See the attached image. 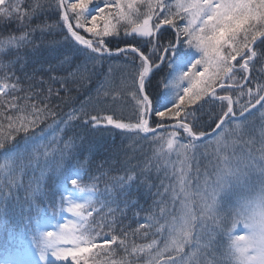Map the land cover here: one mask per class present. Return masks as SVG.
Here are the masks:
<instances>
[{"label": "snow or ice", "instance_id": "obj_1", "mask_svg": "<svg viewBox=\"0 0 264 264\" xmlns=\"http://www.w3.org/2000/svg\"><path fill=\"white\" fill-rule=\"evenodd\" d=\"M53 3L60 13L62 26L67 29L65 39L74 41L80 47L75 48L74 52L62 54L63 59L56 65H50L49 71L67 70L65 66H71L75 54L84 55L83 71H86L87 63L100 62L111 57L114 52L140 61L130 86L114 89L110 82L105 81L97 90V103H105L107 98V102L117 105L130 96L134 102L133 115L125 121L115 116L114 108L108 109L112 114L90 115L82 105L79 112L88 117L83 120L84 126H111L129 135L144 134L142 138L151 134L153 142L160 145L158 155L175 152L178 158L176 164L179 166L174 167L171 173L175 183L166 185L161 180L159 186L149 184L145 169L139 175L126 173L116 178L111 188L106 186L103 191L95 183L90 188L83 187L81 157L89 149H85L83 143H66L63 149H58L60 163L54 165V153L57 150L53 149L50 154L48 146L43 144L45 130L37 129L47 117L55 116V113L48 103L41 106L32 99V96L38 95L36 93L24 97L13 95L6 101L4 97L19 90V79L9 84V76L5 74L2 77L4 82L0 83V149L4 150L0 157L4 160L0 164V174L8 177V184L0 182V193L7 187L8 194L0 195V212L5 216L8 214L4 201L11 196V188L23 187L21 177L26 175V169L31 168L35 172L41 167V157H44L43 168H51L56 176L55 187L50 190L49 196L52 215H56L55 198L59 194L61 214L66 210L75 217V220L58 223L59 231H44L36 240L39 259L44 264H48L49 254L59 261H69L71 258L70 264H89L91 256L92 264H99L96 257L101 253L115 254L113 245L127 252V232L117 233L110 224H97L89 218L93 217L94 212L100 215L105 208L110 216H115L117 212L125 215L126 210L136 203L132 198L133 186L137 189L146 188L150 194L153 187L157 188L154 195L160 199L154 200V204L159 207L160 217L165 219V224L159 225L157 232L168 233L164 248L157 249L154 256L150 254L149 264H157L165 253L168 255L163 264H264V139L259 163L249 154L247 160L240 157L233 166L228 163V157L222 154V149L230 146L226 137L234 136L242 128L241 123H236L234 129L226 126L237 118L234 105L239 108L241 117L256 105L264 108L261 103L264 101V85L257 84L255 91L248 86L253 79L250 73L254 71V62H264V0H52L49 8ZM21 4L22 0H0V23L7 24L12 19L20 22L30 20L37 11L45 10L41 0H36L30 6V11H23ZM69 12L73 14L75 25L70 20ZM178 20H186L187 23L181 27ZM100 21H103L102 27ZM166 25L176 30L175 41L169 40L164 34ZM122 26L124 36H131L134 40L139 37L145 45L150 46L147 54L139 47V40L136 44L115 50L108 47L105 38L119 36ZM79 29L89 33L91 38H85ZM30 35V32L20 36L9 34L0 39V52L19 49L28 42ZM165 64L170 70L171 81L165 82V92L159 106H154L152 98L145 91V82L153 70H160ZM81 71L80 66H77L76 72H69L68 75L75 76ZM238 72L242 73L239 79ZM49 79L53 82L59 80L63 87L68 77L50 76ZM185 82L187 86H184ZM217 88L226 94H218ZM237 90L238 95L234 99L232 93ZM48 92L51 95L52 89L49 88ZM244 96L248 99L241 103ZM47 99L44 98L45 101ZM21 100L24 102L20 103ZM202 100L204 103L219 102L226 108L213 129V143L216 145L214 155L225 164L224 167L217 166L214 178H210L211 174L206 171L202 177L199 167L194 177L190 175V161L195 159L203 138L209 135L197 130L196 112L199 109L190 107ZM150 116L159 118L155 128L150 125ZM68 117V121H62L65 126L73 119L81 118L76 110L70 112ZM5 120L6 125L2 122ZM166 120L172 123L168 125ZM165 128H171V131L166 134L158 132V129ZM179 130L183 131L187 143L180 142ZM21 133L23 135L17 140ZM261 135L264 138V132ZM236 142V139L231 141L232 144ZM21 144L23 147H20ZM42 147L43 152L40 151ZM43 175L41 170V177ZM252 175L256 177L255 182L252 181ZM102 176L103 173L93 179L99 180ZM139 176H145V179L141 181ZM165 176L170 178L167 172ZM193 179L196 181L194 186ZM34 182L35 188H32L33 181H29V188L26 189H30V196L25 202L30 203V206L46 195L41 190L40 178H34ZM238 187L246 188L251 194L238 197L235 206L225 207V198ZM169 193L173 206L177 200L180 204V215L173 216L170 221L167 217L171 212L164 199ZM65 205L69 206L65 209ZM36 207L38 212L44 211L38 205ZM145 220L143 223L137 220L138 227L133 234L143 230L147 235L146 230L159 223L155 215H149ZM111 223L115 224L116 221ZM104 228L109 230L105 232ZM241 231L244 235L238 234ZM154 244L147 245V248L151 249ZM186 247L190 249L187 253ZM217 247L223 249L219 256L216 255ZM142 251L145 249L133 247V252ZM19 264L34 262L23 261ZM120 264L129 262L123 260Z\"/></svg>", "mask_w": 264, "mask_h": 264}, {"label": "trees", "instance_id": "obj_2", "mask_svg": "<svg viewBox=\"0 0 264 264\" xmlns=\"http://www.w3.org/2000/svg\"><path fill=\"white\" fill-rule=\"evenodd\" d=\"M15 2V0H13ZM36 0H22L21 9L23 11H30V6L34 4ZM52 0H41L45 10L37 11L31 19H25L23 22L12 19L7 24L0 23V39L5 38L9 34L20 36L23 33L30 32L29 40L19 49H5L4 52H0V83H3L2 77L7 74L9 79L7 83L12 84L16 82V78L19 79V90L15 93H10L4 99L10 100L13 95L18 97H24L25 95H30L36 93L38 95L32 96V99L39 102L41 106L43 103H48L51 110L55 113V116L47 117L40 125V129L45 130V138H50L51 141L48 143L49 149H53L57 140L53 139L54 137L61 138L62 144L73 142L76 145H81L85 149V157L88 161L87 166H89V172L92 173L93 177H100L101 173L103 176L101 179L96 180L97 187L102 191L105 187L111 188L112 182L118 178L125 176L126 173L132 175H139L141 171L147 169V177L149 184H155L159 186L161 180L167 184H174L175 178L171 177V173L174 167H178L176 164L177 156L172 154L167 155H158L156 150L153 151L156 155L154 156L149 152L148 147L153 148L150 144L142 147L140 150L135 148L134 152H131L129 149V142L127 140L126 133L122 132L119 129H115L111 126L108 127H98L93 128L91 125L85 127L83 120L87 119V116L80 114L79 110L82 105L90 103V98L92 97V92L99 82L102 80L110 82L111 86L114 89H120L125 85L130 86L132 84L133 75L136 74L137 68L140 61L136 59L133 61L131 56L125 58L123 54L117 56H111L103 59L100 62L95 64L89 62L86 64V71H83L85 68V58L83 54H75L72 56L73 63L71 66H65L67 70H57L49 71L50 65H56L59 63V60L63 59L62 54H67L69 52H74L75 48L80 47L76 45L74 41L66 40L67 29L62 26L63 22L60 20V13L55 9V5L49 8V3ZM71 2H76V0H71ZM96 2V0H94ZM91 7V6H90ZM70 20L75 25V20L72 19L73 14L69 12ZM181 20L177 23L180 25ZM47 25L48 27H45ZM166 29L165 35L169 40L175 41L176 39V30L169 28V26H164ZM35 29V31H33ZM43 29V31H41ZM81 35H84L85 38H91L89 33L84 32L83 29L78 30ZM140 41L139 47L146 54L149 52L147 50L150 46H147L143 43L141 38L137 37L135 40L131 36H124L123 26L120 30L119 36H109L105 38V42L109 48L115 50L116 48H122L129 44H136L137 41ZM166 43L167 41H163ZM258 63V62H257ZM254 64V71L250 73V77L253 79L250 80L248 86L254 88L257 86L258 81V70L259 66ZM77 66H80L81 73H77L75 76H69V72H76ZM169 69L167 65H162L160 70H154L151 73L150 78L148 79L145 85V91L152 98L154 106H159L162 95L165 92V82L169 81ZM14 73V76H13ZM50 76L56 77H68L67 81L64 83V86H61L59 80L53 82L49 79ZM52 89V94L49 95L48 89ZM59 95H56V93ZM238 92V90H237ZM45 97H48L47 101L44 100ZM130 99L129 109L126 110L125 114L129 112V118L133 115V106ZM24 101L21 100L20 103ZM88 103V104H89ZM262 103V102H261ZM122 103L117 105H112L109 102H105L104 114H112L108 111L110 108L115 109V113L122 112ZM264 104V103H262ZM191 108L199 109L196 112L197 130L208 132L213 128L218 122L219 116L222 115L223 107L219 102L204 103L200 101L197 104L190 106ZM264 108H261L260 105H256L253 108L252 112L249 111L248 115L245 116L243 120L242 128L237 131L234 136L226 137L229 142V147L227 149H222V154L228 157V163L230 165H236L234 159L241 155H244L248 152V141L253 139L258 134L260 128V117L261 115L256 114V118H253L254 113L258 112L261 114V111ZM74 110L81 116L80 119H73L67 126H65L62 121H68V114ZM98 110H101L98 109ZM101 110V111H102ZM87 111V110H86ZM89 112V111H87ZM100 114V115H101ZM90 115H94L93 112ZM116 116V115H115ZM128 120V118H126ZM159 118L151 116L150 122L151 126H156ZM7 123V121H2ZM166 124L169 121L165 122ZM245 123V124H244ZM263 122L260 123L262 125ZM235 121L231 120L228 126H231L229 129H234ZM49 125L52 127L49 128ZM60 129H63L61 131ZM53 136L50 137L49 135ZM23 133L17 136V140L21 138ZM215 138L212 140H204L199 151L196 153L194 160H191L192 172L190 175L195 176V170L199 167L201 176L205 171L211 174L210 178H214L217 166L224 167V161L219 159L214 155L216 150V145L213 143ZM236 139L237 142L232 144L231 141ZM81 140V144L75 141ZM143 140V139H142ZM44 142V141H43ZM156 143V142H152ZM240 144V145H239ZM203 145H206L204 148ZM160 145H158V150ZM241 148L242 153L238 154V150ZM60 149V148H59ZM165 150V149H164ZM166 152V151H165ZM260 153V152H259ZM251 156L255 157L256 160L259 159L260 154L250 151ZM251 163V161H249ZM150 163V164H149ZM243 167V165H240ZM100 169V171H97ZM134 170L129 172V170ZM159 169V171H158ZM168 173L170 178H166L165 173ZM139 179L143 181L145 176H139ZM195 179L192 180L193 186L195 185ZM133 200L136 201L135 205L126 210L125 215H121L119 212L115 216L108 215V210L105 208L100 215H97L95 222L110 224L112 228L116 230L117 233L127 232L128 237L126 240L127 249L125 250L117 245L112 247L116 249L115 254L101 253L100 256L96 257V260L99 264H120L121 261L127 260L129 264H149L150 254L155 255L157 249H163L165 243L168 240L167 231L157 232L159 225L165 224V219L161 218L159 215V207L154 204V200H159L160 197L155 196L154 194L157 191L156 187L151 189V194L146 188L137 189L133 186ZM163 191V189H161ZM165 203L169 205L172 203V196L169 193L165 196ZM47 198L46 201H48ZM178 205L173 206V211L180 212L179 200H177ZM176 202V203H177ZM38 203H43L42 200H39ZM115 208V205H112ZM123 207V205H121ZM169 207V206H168ZM138 213V216L136 215ZM36 211L30 212V217H35ZM149 215H155L159 223L156 227L147 229V235L144 234L142 230L139 233L133 234L134 230L137 229L139 222H146L145 218ZM115 220L116 223L112 224L111 222ZM29 226H25V229H19V234L23 237V234L29 235L31 232V226L34 227L36 223L30 221ZM95 227V224H93ZM8 226L0 221V241H5V237L8 233ZM109 229L104 228V231L107 232ZM24 231H26L24 233ZM225 242L227 238L225 237ZM154 246L151 249L147 248V245L153 244ZM144 248L145 251L142 252H133V247ZM188 251L190 249L187 247ZM95 251V250H94ZM167 253L161 257L157 264H161L160 261H163L167 258ZM216 255L219 256L216 252ZM211 257H209L210 259ZM89 264H92V259L90 256Z\"/></svg>", "mask_w": 264, "mask_h": 264}, {"label": "rangeland", "instance_id": "obj_3", "mask_svg": "<svg viewBox=\"0 0 264 264\" xmlns=\"http://www.w3.org/2000/svg\"><path fill=\"white\" fill-rule=\"evenodd\" d=\"M141 11L143 12L144 11V9L143 8H141ZM180 20H178V22H179ZM113 22H115L114 20H113ZM183 24L181 25V27H183L186 23H187V21L186 20H183ZM99 25L102 27L103 26V21H100L99 22ZM147 50H150V48H148ZM238 59H239V57H238ZM262 69H264V63H262V66L259 68V72H258V78L259 79H261V78H263L264 79V71H262ZM242 76V73H237V79H239L240 77ZM170 81H171V78L169 77V83H170ZM264 82V81H263ZM184 86H187V83L185 82V84H184ZM256 90V87L253 89V91H255ZM217 92H218V94H221V95H223V94H226V93H224V92H222L220 89L219 90H217ZM233 94V96H234V99L236 98V96L238 95V93H237V91L236 92H233L232 93ZM247 99H248V97L247 96H244L243 98H241V103H245L246 101H247ZM200 102V101H199ZM254 102V101H253ZM198 103V102H197ZM262 103H264V101H262ZM105 106V103H97V102H91L89 105H87V107H86V110L87 111H90V110H92V109H100L101 108V110L103 109V107ZM191 106H193V105H191ZM100 110V111H101ZM126 110H127V107L126 106H123V108H122V112H117V113H115V115H116V117H122V118H129V112H127L126 114H125V112H126ZM224 110H226V108L225 107H223V110H222V113H223V111ZM234 110L236 111V113H237V118H238V121H236L235 123H239L240 122V120H239V118H242L245 114H246V112L244 113V115L241 117L240 115H239V108L237 107V106H234ZM251 110V109H250ZM102 111H104V110H102ZM158 118V117H157ZM165 122H167V121H165ZM172 121H169V123H171ZM168 124V123H167ZM150 125H151V122H150ZM227 126V125H226ZM151 127H153V128H155L156 126H151ZM169 131H171V128H165V129H159L158 130V132L159 133H167V132H169ZM180 131V142L181 143H187V140L184 138V133L182 132V130H179ZM262 132H264V128L263 129H260V130H258V134H257V136H255L253 139H251L250 141H248V146H247V148H248V152L246 153V154H244V155H241V157H243L244 159H248V157H249V153H250V151H254V153H256V154H260V156H261V151H260V149H261V144H262V139H264V138H262V135H261V133ZM149 136H151V134H149ZM152 137V136H151ZM132 141V143L134 142L133 141V139L131 140ZM138 144H140V143H138ZM137 144V145H138ZM141 146L139 145V146H137V148L139 149ZM164 147V149H165V151H166V145H164L163 146ZM204 148L206 149V148H208V147H205L204 146ZM129 149H130V151L131 150H133V146L131 145V142L129 143ZM132 152V151H131ZM260 152V153H259ZM242 153V150L241 149H239L238 150V154H241ZM172 155H176L175 154V152H173V153H171ZM259 156V157H260ZM238 158L239 157H236L235 159H234V162H235V164H237V160H238ZM260 161H259V159L258 160H256V163H259ZM245 171H248V169H245ZM255 179H256V177H255V175H252V181L253 182H255ZM242 183H244V182H242ZM237 193L235 194V200L237 201V198L238 197H240V196H246V195H250L251 193L246 189V188H244V187H238L237 188V191H236ZM236 201L234 202L235 204H236ZM178 205V202L175 204V206H177ZM69 206V205H68ZM169 206V207H168ZM174 206V207H175ZM167 207L169 208V210H170V212H171V215H169L168 217H167V219L170 221L171 219H172V217L173 216H179L180 215V212H176V211H173L172 209H173V204L171 203V204H169V205H167ZM159 212V211H158ZM71 220H75V217H70V218H67V219H65L63 222H65V221H71ZM45 231H50V229L48 228V227H45ZM238 234L239 235H244V233L241 231V232H238ZM221 251H223V249H221V248H219V247H217L216 248V252H217V254L219 255L220 254V252ZM27 258H29L32 262H34V264H44V262H41L40 261V259H39V257H35L33 260H32V256H27ZM50 260H52L51 262H54V257H52L50 254H49V256H48V264H52L51 262H50ZM23 261H25V260H21L20 262H23ZM27 261H29V260H27ZM19 264V263H18Z\"/></svg>", "mask_w": 264, "mask_h": 264}, {"label": "water", "instance_id": "obj_4", "mask_svg": "<svg viewBox=\"0 0 264 264\" xmlns=\"http://www.w3.org/2000/svg\"><path fill=\"white\" fill-rule=\"evenodd\" d=\"M148 79V78H147ZM147 79H146V81H147ZM218 89V88H217Z\"/></svg>", "mask_w": 264, "mask_h": 264}, {"label": "bare ground", "instance_id": "obj_5", "mask_svg": "<svg viewBox=\"0 0 264 264\" xmlns=\"http://www.w3.org/2000/svg\"><path fill=\"white\" fill-rule=\"evenodd\" d=\"M134 75H135V74H134ZM134 75H133V76H134Z\"/></svg>", "mask_w": 264, "mask_h": 264}]
</instances>
